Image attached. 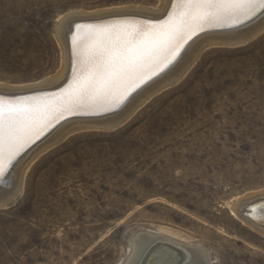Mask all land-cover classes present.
<instances>
[{"label": "rangeland", "instance_id": "rangeland-1", "mask_svg": "<svg viewBox=\"0 0 264 264\" xmlns=\"http://www.w3.org/2000/svg\"><path fill=\"white\" fill-rule=\"evenodd\" d=\"M132 6L158 1L0 0V85L53 76L64 15ZM262 31L203 50L179 83L145 99L122 126L68 134L34 158L22 193L0 208V264H122L140 232L161 231L199 245L212 264H264V235L228 208L264 191ZM69 120L19 156L0 187Z\"/></svg>", "mask_w": 264, "mask_h": 264}, {"label": "bare ground", "instance_id": "bare-ground-1", "mask_svg": "<svg viewBox=\"0 0 264 264\" xmlns=\"http://www.w3.org/2000/svg\"><path fill=\"white\" fill-rule=\"evenodd\" d=\"M157 1L158 6L153 8L132 6L94 12L76 11L64 15L59 19L56 36L54 35L61 51V63L53 76L29 86L0 85V105L4 110L5 126L7 127L9 121L10 109L18 114L15 120L16 135L11 141L6 137L0 151L1 181L9 168L7 166L57 123L71 116H97L117 110L146 81L171 66L169 72H165L155 82L135 94L121 112L105 117L69 120L45 141L31 149L15 164L6 182L0 187V208L17 199L23 191L26 172L34 158L56 141L75 132L113 130L122 126L145 99L179 83L203 50L214 46L242 45L264 29V15L247 25L248 27L245 26L246 28L229 29L254 19L264 8L257 9L253 15L239 12L218 21L181 23L180 13L183 10L178 6V0ZM168 10L170 12L164 22L150 23L161 20ZM123 16H134L143 20L88 22ZM217 28L229 30L203 33L186 47L184 56L176 61L180 51L195 36ZM101 47L112 55L103 60L94 59L93 53ZM117 54L118 58L113 59ZM105 81L108 82L107 87H104ZM92 82L95 86L88 87L86 94L81 95L79 86ZM57 88H60L58 93L44 97L12 99L19 95L24 97L29 93ZM228 208L233 219L253 232L264 235V191L235 198L228 202ZM198 246L190 245L188 241L164 231L155 234L140 232L133 239L129 254L122 264H212L208 253Z\"/></svg>", "mask_w": 264, "mask_h": 264}, {"label": "snow or ice", "instance_id": "snow-or-ice-1", "mask_svg": "<svg viewBox=\"0 0 264 264\" xmlns=\"http://www.w3.org/2000/svg\"><path fill=\"white\" fill-rule=\"evenodd\" d=\"M178 6L183 10L180 13L181 23H198L211 22L233 16L239 12L245 15H253L257 9L264 8V0H178ZM104 47L93 53V58L103 60L106 56H111ZM113 57V59L118 58ZM130 67H134L130 65ZM95 86L94 82L79 86L81 95L86 94L88 87ZM108 86V82H104V87ZM18 114L10 109L9 121L7 127L4 121V110L0 105V151L3 149L5 138L11 141L17 132L15 120Z\"/></svg>", "mask_w": 264, "mask_h": 264}, {"label": "water", "instance_id": "water-1", "mask_svg": "<svg viewBox=\"0 0 264 264\" xmlns=\"http://www.w3.org/2000/svg\"><path fill=\"white\" fill-rule=\"evenodd\" d=\"M169 12H170V10H168V12L166 13V15L165 16H163L162 17V19L161 20H159V21H157V22H153L152 24H154V23H162V22H164L167 18H168V15H169ZM264 14V11L260 14V15H258L257 17H255L254 19H250L249 21H247V22H245V23H243L244 25H241V26H238V27H232V28H229V29H231V30H236V29H239V28H242V27H245V26H247V25H250L252 22H254L256 19H258L259 17H261L262 15ZM118 19H133V20H141V19H139V18H136V17H134V16H123L122 18H118V17H109V18H105V19H101V20H93V21H88V22H94V23H102V22H108V21H113V20H118ZM83 23H85V22H83ZM228 28H217V29H213V30H209V31H205V32H202V33H200L199 35H197V36H195L191 41H189L188 42V44H190L192 41H194L195 39H197V38H199L200 36H202V34L203 33H211V32H213V31H217V32H220V31H225V30H229ZM171 67V66H170ZM169 67V68H170ZM168 68V69H169ZM167 69V70H168ZM167 70H163L161 73H159V74H157L156 76H154V77H152V78H150L148 81H146L145 83V85H143L142 87H140L139 89H137L136 91H135V93H133L128 99H127V101L129 100V99H131L135 94H137L138 92H140L144 87H146L147 85H149L150 83H152L153 81H155L156 79H158L160 76H162ZM70 75H71V73H70ZM70 75H69V77H68V80H66L67 82L69 81V79H70ZM66 82V83H67ZM64 84H65V82H64ZM62 88V87H61ZM57 89H60V88H57ZM57 89H53V90H48V91H54V90H57ZM48 91H45V92H48ZM38 92H44V91H38ZM34 93H37V92H34ZM29 94H32V93H29ZM55 94V93H54ZM27 95V94H26ZM20 96V95H19ZM126 101V102H127ZM125 102V103H126ZM124 103V104H125ZM123 106V105H122ZM121 106V107H122ZM120 107V108H121ZM119 109V108H118ZM117 109V110H118ZM117 110H113V111H108V112H105V113H102V114H100V115H97V116H91V115H86V116H71V117H68V118H66L65 120H68V119H80V118H86V117H105V116H108V115H111V114H113V113H115ZM54 127V126H53ZM34 144V143H33ZM32 145V144H31ZM30 145V146H31ZM30 146H28V147H30ZM27 147V148H28ZM12 163V162H11ZM10 163V164H11ZM9 164V165H10ZM8 165V166H9ZM8 166H7V168H8ZM1 178V177H0ZM3 180H1L0 181V184H1V182H2Z\"/></svg>", "mask_w": 264, "mask_h": 264}]
</instances>
